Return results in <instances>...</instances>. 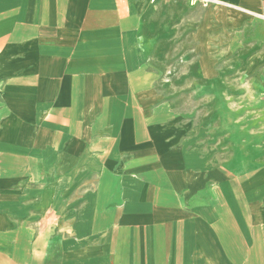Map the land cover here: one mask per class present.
Listing matches in <instances>:
<instances>
[{"label": "crops", "instance_id": "obj_1", "mask_svg": "<svg viewBox=\"0 0 264 264\" xmlns=\"http://www.w3.org/2000/svg\"><path fill=\"white\" fill-rule=\"evenodd\" d=\"M168 13L191 71L264 67V0H0V264H264V166L152 85Z\"/></svg>", "mask_w": 264, "mask_h": 264}, {"label": "rangeland", "instance_id": "obj_2", "mask_svg": "<svg viewBox=\"0 0 264 264\" xmlns=\"http://www.w3.org/2000/svg\"><path fill=\"white\" fill-rule=\"evenodd\" d=\"M153 19L157 25H166L156 38L168 40L162 56L150 62L151 72L157 76L153 87L177 115L199 124L196 129L200 132L205 129L200 144L211 150L215 165L234 174L263 167L264 67L247 74L234 63L236 53L227 56L224 48L218 47L213 54V74L206 78L201 69L191 71L182 63L193 53L186 33L175 34L169 28L173 16L168 13ZM241 58L240 62L244 61ZM243 67L253 71L246 64Z\"/></svg>", "mask_w": 264, "mask_h": 264}]
</instances>
